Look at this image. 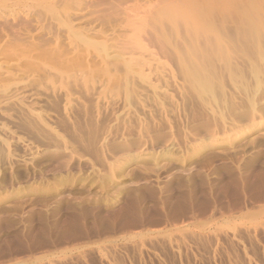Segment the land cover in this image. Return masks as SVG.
<instances>
[{"label":"rangeland","instance_id":"1","mask_svg":"<svg viewBox=\"0 0 264 264\" xmlns=\"http://www.w3.org/2000/svg\"><path fill=\"white\" fill-rule=\"evenodd\" d=\"M46 1L4 17L63 55L0 53V264H264V0H124L127 55Z\"/></svg>","mask_w":264,"mask_h":264},{"label":"bare ground","instance_id":"2","mask_svg":"<svg viewBox=\"0 0 264 264\" xmlns=\"http://www.w3.org/2000/svg\"><path fill=\"white\" fill-rule=\"evenodd\" d=\"M83 1L85 2V3H87V7L86 8H88V6H90L91 8V10H93V8L95 9V13H94V15L95 14H97L96 16H98L97 18H99V20H101V22L103 23V25H105L106 27H105V30H104V26H102V28H103V31H100V30H96V31H94V29H95V26L96 25H98V24H96L95 22V20H94V18L91 20H88L89 18H91L90 16H89V14L87 15V11L85 10V5H84V7L82 6V4H83ZM77 0L76 1V6H75V4H74V6L73 5H71V6H73V8L71 7V10L69 9V10H67V11H65V12H67L66 13V15L64 14V16L66 17V20H64L67 24H68V26H70V27H72V23L71 22H82L83 21V25H86V27H87V29L85 28V26H84V30H85V32H87V33H91V34H94V35H96L95 37H97V38H99V39H102L103 41H104V43H108L109 41L111 42V40H112V42H113V39L115 38V40H114V42H113V44H111L110 42V44H109V46H111V48L113 47H115V45L117 44V47H116V49H120V50H118V51H116L117 53H121V50H125L126 49V43H127V45H129V47L131 46V47H133L132 45H130V42H131V39H134L133 37H135L134 35H133V37H129L128 36V41H129V44H128V42H127V36H126V34H128L127 33V31L130 33V34H128V35H132V34H140L141 33V31L142 30H144V29H148L149 28V26H147V24L145 25V20L147 19V17L145 16L144 17V15H142V14H147L146 12H145V10H144V12H141L140 13V11L139 12H137V10H133V9H127V8H122V5L125 3V1L124 0H110V3H108V5H107V7L109 6V8L108 9H103L104 7L103 6H105L106 5V3H102L101 2V0ZM107 1V0H106ZM106 1H104V2H106ZM147 1H149V0H147ZM160 1V0H159ZM163 1H165V3H169L168 5H174L175 3H176V1L177 2H181V0H162L161 1V3H163ZM184 1H186V0H183V2H181L182 4L183 3H185ZM202 1V0H201ZM215 1V0H214ZM221 1V0H220ZM27 2H31V5H29ZM53 2V1H52ZM145 2H146V0H145ZM206 2V1H205ZM209 2H211V1H209ZM74 3H75V1H74ZM99 3H101V4H103V5H100ZM148 3V2H147ZM161 3H160V5H161ZM181 3H178V4H175V5H181ZM145 4V3H144ZM155 4V3H154ZM163 5V4H162ZM174 5V6H175ZM97 6H99L98 8H97ZM102 6V8H100ZM149 6V5H148ZM170 6H166L165 8H169V9H171L170 8ZM174 6H171V7H173L174 9L173 10H175V7ZM26 7H28V8H30L31 9V7L34 9V11H32V14H33V16L34 17H36V18H33V21H34V19H35V21H36V24H37V28L39 29V30H42V29H44L45 27V21L46 20H44L45 18H46V16H44V15H49V17H51L50 19H51V21H52V17H54L53 16V7H52V4L49 2V1H46V0H33V1H27V0H0V9L2 8L3 9V12H4V14L2 15L1 14V12H0V53H1V51L3 50V53H4V55H7L8 54V52H10V53H12L11 52V50H13L14 48L16 49H18L17 51H19V53H23V52H32L33 51V54H36L37 52H39L38 54H36V55H38L40 58H42V59H46V58H54V60L55 59H60L61 58V56L63 55H60V53L59 52H62V51H58V53H56L57 51H54L55 52V55L56 54H58V56L56 55H54V53L52 52V50H50L51 52H47V51H49V49L46 51V50H39V49H37V46H36V44L34 43V42H32V41H27L29 38H26L27 40H25L24 38H22L21 39V41H19V40H17V39H19L20 38V36H18L19 38H17L15 41L12 39V35H13V33H12V35H11V32H13V30L14 29H17L18 30V27L17 26H19L20 24H18V23H16V21L18 22V18H17V20L15 21V20H12V21H9V20H11V19H5L7 16H11L10 14L8 15V12H9V10H8V8H26ZM68 8V7H67ZM105 8H106V6H105ZM164 8V9H165ZM1 9V10H2ZM27 9V8H26ZM26 9H23L24 11H26ZM30 9H27V10H29L30 11ZM98 9V10H97ZM160 9V8H159ZM162 9V8H161ZM163 9V10H164ZM23 10H21V11H19V14L23 11ZM42 10V11H41ZM84 10L86 11L85 13H86V15L84 14ZM97 10V11H96ZM172 9H171V12H175L176 13V10L175 11H173ZM13 11V10H12ZM11 11V12H12ZM16 11V10H15ZM24 11H23V13H24ZM29 11H27L28 12V14L30 13L31 14V11L29 12ZM69 11L70 12H72V13H69ZM90 11V10H89ZM161 11V10H160ZM165 11V10H164ZM6 12V13H5ZM17 12H18V10H17ZM16 12V13H17ZM92 11H90V13H91ZM148 12V11H147ZM162 12V11H161ZM178 12V11H177ZM179 12H180V10H179ZM13 13V12H12ZM15 13V12H14ZM93 13V12H92ZM98 13H99V15H98ZM158 13V12H157ZM167 13V12H166ZM170 13V12H169ZM174 13V14H175ZM83 14H84V16H83ZM143 16L142 17V21H140V18H141V15ZM164 14V13H163ZM171 15H172V13H170ZM173 14V15H174ZM177 14V13H176ZM16 15V14H15ZM26 15V14H25ZM140 15V16H139ZM148 15V14H147ZM158 15H160V14H158ZM167 15H169V14H167ZM12 16H14V14L12 15ZM11 16V18H15V17H12ZM22 16H24V15H22ZM22 16H20V19L22 18ZM45 18H44V17ZM86 16H89V18L87 19V18H85ZM92 16V15H91ZM95 16V17H96ZM5 17V18H4ZM28 17H29V15H28ZM48 17V16H47ZM174 17V16H173ZM32 18V17H31ZM148 18H149V16H148ZM152 18H153V16H152ZM25 18H22V20H24ZM49 19V18H48ZM55 19V18H54ZM53 19V20H54ZM26 20H27V15H26ZM25 20V21H26ZM73 20V21H72ZM149 20V19H148ZM155 20V18L153 19V21ZM33 21H31L32 23H33ZM55 21V20H54ZM153 21H152V23H153ZM19 22H22L21 20H19ZM140 22H142V24H141V26H139L138 24H140ZM23 23V22H22ZM22 23H21V25H22ZM27 23V22H26ZM26 23H23L24 25H27ZM35 23V22H34ZM48 23H51L50 25L51 26H53L52 24H53V21L52 22H49V20H47V22H46V24L48 25ZM75 23V24H76ZM30 24V23H29ZM93 24L95 25L94 26V28H93ZM155 24V23H154ZM153 24V25H154ZM17 25V26H16ZM33 25V24H32ZM31 25V26H32ZM46 25V26H47ZM23 26V25H22ZM29 26V25H28ZM51 26H50V28H51ZM155 26V25H154ZM15 27H17V28H15ZM25 27L26 26H24V30H25ZM83 27V26H82ZM99 27V26H98ZM148 27V28H147ZM20 29H21V26L19 27ZM32 28V27H31ZM30 28V29H31ZM33 28H34V26H33ZM32 28V30H35V28L33 29ZM36 28V29H37ZM49 28V27H48ZM47 28V29H48ZM27 29V28H26ZM29 29V30H30ZM47 29H44L45 31H48ZM52 29V28H51ZM51 29H49V30H51ZM101 29V28H100ZM22 30V29H21ZM28 30V29H27ZM26 30V31H27ZM39 30H36L35 32L36 33H38L39 32ZM150 30V29H149ZM23 31V30H22ZM38 31V32H37ZM45 31H43V33L45 32ZM105 31V32H104ZM15 32V31H14ZM24 32V31H23ZM22 32V33H23ZM29 32V31H28ZM28 32H26V33H28ZM30 32H31V34H32V31L30 30ZM29 32V33H30ZM106 32H109L108 34H106ZM140 32V33H139ZM143 32V31H142ZM147 32V31H146ZM149 32V31H148ZM20 34L21 32H17V34ZM22 33L20 34L21 35V37H22ZM35 33V34H36ZM55 33H57V32H55ZM16 34V33H15ZM34 34V35H35ZM42 34V33H41ZM59 34V33H58ZM148 34H150V33H148ZM56 35V36H55ZM16 36V35H15ZM16 36V37H17ZM26 36V35H25ZM54 36L55 37H57L56 39H59L58 37H59V35H57V34H54ZM27 37V36H26ZM121 37V38H120ZM122 37L124 38L125 37V39H123V40H126L124 43H125V45L123 46L122 44H124L123 43V40H121L122 39ZM161 37V36H160ZM13 38H14V35H13ZM32 38H34V36L32 37ZM31 38V39H32ZM54 38V37H53ZM129 38H130V40H129ZM138 38V37H137ZM137 38L136 39H134V40H137ZM156 38H158L157 36L155 37V35H154V41H155V43L156 42H158V41H156ZM25 40L26 42H22V40ZM55 39V40H56ZM139 39V38H138ZM153 39V38H152ZM33 40V39H32ZM19 41V42H18ZM122 41V42H121ZM122 44H121V43ZM151 43H152V40L150 41ZM160 42V41H159ZM39 44V43H38ZM115 44V45H114ZM122 46H123V48L124 49H122ZM130 47V48H131ZM161 47H162V45H161ZM6 48V49H5ZM13 48V49H12ZM59 48V47H58ZM128 48V47H127ZM33 49V50H32ZM34 49H37V52H35L36 50H34ZM40 49H42V47L40 48ZM159 49H160V47H159ZM30 50H32V51H30ZM54 50V49H53ZM57 50V49H56ZM58 50H60V48L58 49ZM128 50H129V48L128 49H126L124 52V54L125 55H127V53H126V51L128 52ZM5 51L7 52V54H5ZM15 51V50H14ZM17 51H15V52H13V53H15V54H17L18 52ZM35 52V53H34ZM115 52V53H116ZM131 52V51H130ZM130 52L128 53V54H130ZM132 52H134V51H132ZM131 52V54L130 55H132V57H129V55H128V57L129 58H133V54L134 53H132ZM9 53V54H10ZM18 53V54H19ZM21 53V55L23 56V54ZM64 53V52H63ZM15 54L13 55L14 57H15ZM32 54V53H31ZM3 55V57H5ZM2 56V55H1ZM0 56V57H1ZM8 56V55H7ZM10 56V55H9ZM12 56V55H11ZM12 56V57H13ZM17 56V55H16ZM29 57L31 56L30 54L28 55ZM27 56V57H28ZM2 57V58H3ZM19 57H21L20 55H19ZM27 57H26V60H27ZM6 58V57H5ZM8 58V57H7ZM9 58H11V57H9ZM8 58V59H9ZM31 58H33V57H31ZM12 59V58H11ZM22 58H20L19 60H21ZM23 59L25 60V54H24V56H23ZM22 59V60H23ZM2 60V59H1ZM6 60V59H5ZM13 61H14V59H12ZM11 60V61H12ZM28 60H30V58L28 59ZM33 60V59H32ZM32 60H30V61H32ZM34 60H38V59H35L34 58ZM4 61V60H3ZM10 61V62H11ZM15 61H17V60H15ZM9 62V61H8ZM8 62H4L5 64H8ZM18 62V61H17ZM27 62V61H26ZM19 63V62H18ZM32 63V62H31ZM10 64V63H9ZM27 64H29V63H27ZM147 64V63H146ZM12 65V64H11ZM30 65V64H29ZM33 65V64H32ZM85 65H88V64H85ZM83 66V64H80L79 66H78V68H80V67H82ZM85 67V66H84ZM147 67V66H146ZM149 67V66H148ZM83 69V68H82ZM87 69V68H86ZM88 70V69H87ZM165 77V76H164ZM161 78H163V77H161ZM164 80H165V78H164ZM163 80V81H164ZM168 80H169V77H168ZM167 81V80H166ZM173 83V82H172ZM174 86V85H173ZM151 87V86H150ZM155 89H156V87H155ZM106 92V91H105ZM103 94H105V93H103ZM106 96V95H105ZM104 97V96H103ZM105 99V98H104ZM258 117H260L258 114H253L252 115V119L253 120H255L256 118H258Z\"/></svg>","mask_w":264,"mask_h":264}]
</instances>
